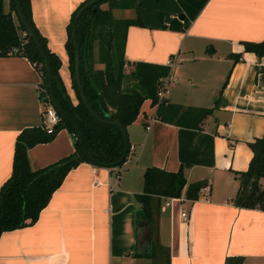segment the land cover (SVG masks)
<instances>
[{
    "label": "crops",
    "instance_id": "0c3cea01",
    "mask_svg": "<svg viewBox=\"0 0 264 264\" xmlns=\"http://www.w3.org/2000/svg\"><path fill=\"white\" fill-rule=\"evenodd\" d=\"M82 1L31 0L34 22L60 57V76L75 103L66 42L68 24ZM5 3L10 10V0ZM117 8L132 15L115 16ZM112 12L116 18L136 15L134 7L115 6ZM262 39L264 0H207L186 30L138 24L127 29L128 71L136 60L168 63L173 58L175 83L167 97L183 105H217L203 123L206 132L214 133V165L185 167L188 182L207 178L208 184L196 199L182 194L167 204L169 196H162L156 209L158 241L169 250L170 264H225L229 255L244 256L242 264H264V209L232 201L240 184L236 171L246 170L253 156L249 142L264 134V55L243 43ZM41 83L27 56L0 55V188L12 173L18 133L44 122ZM156 110L145 99L128 125L135 149L119 171L80 162L34 223L2 232L0 264H154L146 254L149 229L138 216L142 207L136 194L144 188L148 166L180 167L179 126L157 118ZM73 150V134L63 127L51 140L30 147L28 155L31 166L39 168Z\"/></svg>",
    "mask_w": 264,
    "mask_h": 264
},
{
    "label": "trees",
    "instance_id": "16d2710c",
    "mask_svg": "<svg viewBox=\"0 0 264 264\" xmlns=\"http://www.w3.org/2000/svg\"><path fill=\"white\" fill-rule=\"evenodd\" d=\"M87 1L89 0L82 1L74 10L68 24L66 44L73 85L78 94V101L75 103L60 76V57L48 47L46 37L34 22L31 0H20L22 9L48 56L55 96L80 128L82 139L72 121L61 112L62 118L53 132H48L43 122L25 127L18 133L12 173L0 188V235L6 230L34 223L69 170L80 162L89 161L119 171L120 165L127 159L126 156L120 164L109 165L124 153L123 132L118 125L92 114L77 85L72 26L77 12ZM104 2L109 3L107 8L101 6ZM206 2L207 0H102L86 9L77 25V37L81 46L82 85L88 102L100 117L119 119L127 128L137 118L145 99L150 98L157 105V118L179 126L180 167L177 170H167L156 165L148 166L144 172V188L136 194L144 216L150 219L148 235L151 249L146 254L152 256L154 264H170L169 250L159 243L158 222L155 223L156 209L160 207L162 196L184 194L189 199H196L209 182L207 178L188 182L185 167L194 164L214 165V133L206 132L203 123L217 105L199 107L173 102L168 97L160 98L158 90L161 78L171 72L170 63L136 60L132 63L133 68L128 71L124 51L127 29L131 24H138L152 28L186 30ZM10 3L11 8L6 11L4 0H0V55L27 56L41 73L40 94L50 92L48 71L40 48L21 20L16 0H10ZM115 6L134 7L136 15L116 18L112 12ZM182 12L185 13L184 18L180 17ZM243 43L246 50L264 55V39L246 40ZM97 62L104 63V67H96ZM63 127L74 134V150L45 166L33 168L28 155L29 148L51 140ZM83 145L94 156V160L85 153ZM249 145L253 156L246 170L236 171L240 184L232 201L241 207L264 209V184L261 182L264 177V134L250 141ZM162 253L166 254L165 258ZM243 261L242 255H229L225 264H242Z\"/></svg>",
    "mask_w": 264,
    "mask_h": 264
},
{
    "label": "water",
    "instance_id": "95a60500",
    "mask_svg": "<svg viewBox=\"0 0 264 264\" xmlns=\"http://www.w3.org/2000/svg\"><path fill=\"white\" fill-rule=\"evenodd\" d=\"M102 0H89L87 1L80 9L79 11L77 12L75 18H74V21H73V26H72V36H73V39H74V42H75V77H76V81H77V85H78V88H79V92L83 98V100L85 101V103L87 104L88 108L90 109V111L92 112L93 115H95L97 118L101 119V120H106V121H109V122H112L116 125H118L120 127V129L122 130L123 132V136H124V143H125V148H124V153L123 155L115 162H112L110 163L109 165H117V164H120L121 162H123L128 154V151H129V147H130V140H129V136H128V130L127 128L122 124V122L119 120V119H105V118H102L100 117L96 112L95 110L91 107L90 103L88 102L87 98H86V95H85V91H84V88H83V85H82V80H81V46H80V43H79V40H78V37H77V25H78V21L81 17V15L84 13V11L86 9H88L89 7H91L92 5H94L95 3L97 2H100ZM16 3H17V8H18V14L21 18V20L23 21V23L25 24V26L28 28V31L29 33L34 37V39L36 40L39 48H40V51H41V54L43 55V58H44V62H45V65L47 67V71H48V78H49V85H50V93H51V97H52V100L54 102V104L56 105V107L58 108V110L64 115L66 116L69 120L72 121L79 137L82 139V132L80 130V128L78 127V125L76 124V122L73 121V119L68 115V113L64 110V108L60 105V103L58 102L56 96H55V93H54V90H53V87H52V75H51V66H50V62H49V59H48V56L46 54V51L42 45V43L40 42L37 34H36V31L34 29V27L29 23L23 9H22V6H21V2L20 0H16ZM180 17L181 18H184L185 17V13L182 12L180 14ZM83 141V140H82ZM84 146V151L85 153L91 158V159H95L94 156L91 154V152L88 150V148ZM144 215V212L143 210H139L138 211V216L139 217H142V220H141V223L144 224L147 228H149L150 226V219L148 218H144L143 217ZM149 245V243H148Z\"/></svg>",
    "mask_w": 264,
    "mask_h": 264
},
{
    "label": "built area",
    "instance_id": "2783aa9c",
    "mask_svg": "<svg viewBox=\"0 0 264 264\" xmlns=\"http://www.w3.org/2000/svg\"><path fill=\"white\" fill-rule=\"evenodd\" d=\"M173 66L174 59L171 58L170 61L168 62ZM162 83L161 86L158 90V96L160 98L167 97L168 94L170 93L174 83L175 79L172 75V69L171 72L161 78ZM42 101H43V114H44V124L48 132H53L55 130V125L61 120L62 115L56 105L54 104L51 93L50 92H45L44 94L41 95ZM73 134V133H72ZM74 136V134H73ZM135 149L134 144H130L129 151L128 153L133 152ZM172 199H178L181 200L182 197L180 196H169L166 203L171 204ZM181 216L186 218L188 216V212L185 208L181 209Z\"/></svg>",
    "mask_w": 264,
    "mask_h": 264
},
{
    "label": "rangeland",
    "instance_id": "374dc122",
    "mask_svg": "<svg viewBox=\"0 0 264 264\" xmlns=\"http://www.w3.org/2000/svg\"><path fill=\"white\" fill-rule=\"evenodd\" d=\"M107 6V5H106ZM5 10L8 9V3H5V6H4ZM114 14L115 16H124V15H132V12H129L127 14H125V11L122 9V8H117L116 10H114ZM127 69V67H126ZM155 218H157V216H155ZM158 222V218H157V221H155V223ZM150 227V226H149ZM149 229V228H147ZM164 252V251H163ZM162 256L165 258L166 257V254L162 253ZM152 262V261H151Z\"/></svg>",
    "mask_w": 264,
    "mask_h": 264
}]
</instances>
